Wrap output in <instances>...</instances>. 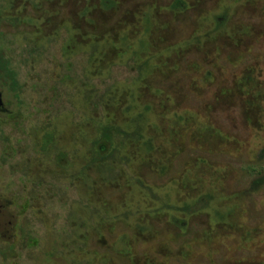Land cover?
I'll list each match as a JSON object with an SVG mask.
<instances>
[{
    "label": "rangeland",
    "instance_id": "374dc122",
    "mask_svg": "<svg viewBox=\"0 0 264 264\" xmlns=\"http://www.w3.org/2000/svg\"><path fill=\"white\" fill-rule=\"evenodd\" d=\"M259 178L264 0H0V264H264Z\"/></svg>",
    "mask_w": 264,
    "mask_h": 264
},
{
    "label": "trees",
    "instance_id": "16d2710c",
    "mask_svg": "<svg viewBox=\"0 0 264 264\" xmlns=\"http://www.w3.org/2000/svg\"><path fill=\"white\" fill-rule=\"evenodd\" d=\"M102 132H103V135H102V137L107 141V142H109L110 140H111V138H112V135H113V128H108V127H106V128H104L103 130H102ZM264 183V178H259V179H257V180H255L254 182H253V187L254 188H257L258 186H261L262 184ZM206 199V197H201L199 200H198V203H205V200ZM189 210L190 211H193L194 210V206H191V207H189Z\"/></svg>",
    "mask_w": 264,
    "mask_h": 264
}]
</instances>
